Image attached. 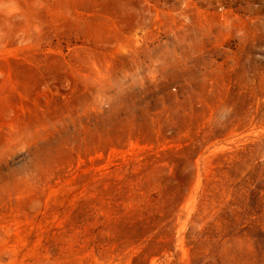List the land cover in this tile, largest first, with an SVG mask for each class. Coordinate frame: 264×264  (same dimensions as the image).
Wrapping results in <instances>:
<instances>
[{"label":"rangeland","instance_id":"374dc122","mask_svg":"<svg viewBox=\"0 0 264 264\" xmlns=\"http://www.w3.org/2000/svg\"><path fill=\"white\" fill-rule=\"evenodd\" d=\"M0 264H264V0H0Z\"/></svg>","mask_w":264,"mask_h":264}]
</instances>
